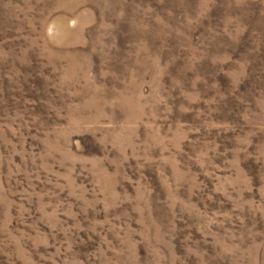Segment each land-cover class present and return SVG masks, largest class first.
Wrapping results in <instances>:
<instances>
[{"label":"rangeland","instance_id":"1","mask_svg":"<svg viewBox=\"0 0 264 264\" xmlns=\"http://www.w3.org/2000/svg\"><path fill=\"white\" fill-rule=\"evenodd\" d=\"M0 264H264V0H0Z\"/></svg>","mask_w":264,"mask_h":264}]
</instances>
